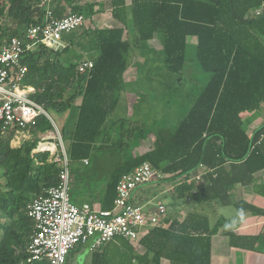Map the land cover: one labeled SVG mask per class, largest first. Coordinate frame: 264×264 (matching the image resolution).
<instances>
[{
    "label": "trees",
    "instance_id": "obj_1",
    "mask_svg": "<svg viewBox=\"0 0 264 264\" xmlns=\"http://www.w3.org/2000/svg\"><path fill=\"white\" fill-rule=\"evenodd\" d=\"M46 5L42 0H0V13L12 21L0 22V45L16 37L26 47L28 29L43 24L48 9L57 17L85 16L77 28L79 39L63 36L58 45L38 43L20 59L27 67L22 81L34 88L31 98L68 143L71 200L113 208L119 180L143 162L167 174L154 181L173 187L167 226L149 228L137 244L143 252L117 236L96 250L76 246L67 264H211V238L219 224L203 206L214 202L252 209L234 200L233 190L253 184L255 174L264 170V123L249 134L243 119L264 103V13L257 14L264 0H48ZM105 11L121 26H89ZM190 37L196 38L195 59L208 78L175 128L151 131L141 121L120 116L125 73L135 51L157 44L166 77L183 74ZM72 48L79 58H71ZM81 48L96 54H80ZM87 60L93 67L80 71ZM158 72L148 77H159ZM52 112H70V119L63 123ZM53 129L40 114L21 129L25 136L19 143L11 142L16 128L0 137V264H38L29 261L35 227L29 204L59 183L61 166L49 150L38 149L39 135ZM150 135L152 146L136 152ZM98 156L101 160L92 166ZM201 163L212 170L201 183L180 181ZM182 209L187 213L180 219Z\"/></svg>",
    "mask_w": 264,
    "mask_h": 264
},
{
    "label": "built area",
    "instance_id": "obj_2",
    "mask_svg": "<svg viewBox=\"0 0 264 264\" xmlns=\"http://www.w3.org/2000/svg\"><path fill=\"white\" fill-rule=\"evenodd\" d=\"M47 1L42 0V5H46ZM46 6L49 7L48 4ZM263 13L264 6L257 10L258 15ZM4 16L0 13L1 23ZM85 22L83 14L57 17L48 9L44 23L28 29L26 47L16 37L0 45V137L16 128L11 142L19 143L25 136H22L21 129L31 126L40 114H44L52 121L54 129L42 136L38 149L49 150L52 159L61 166L58 185L46 189L45 194L37 196L29 204V215L35 222L28 247L29 261L38 264H67L68 254L76 246L84 245L96 250L117 236L137 245L150 227L159 224L167 226L165 218L168 210L164 201L151 202L147 206L132 201L133 193L139 187L167 177L148 162L121 177L113 208L101 209L88 202H73L70 196L69 157L62 134L48 112L31 98L34 88L22 81L27 67L21 64L20 59L26 49L38 43L56 45L66 32L81 27ZM92 67L93 61L87 60L79 69L84 72ZM210 171L201 163L195 170L183 175L180 181L199 184ZM168 188H173L172 184Z\"/></svg>",
    "mask_w": 264,
    "mask_h": 264
},
{
    "label": "crops",
    "instance_id": "obj_3",
    "mask_svg": "<svg viewBox=\"0 0 264 264\" xmlns=\"http://www.w3.org/2000/svg\"><path fill=\"white\" fill-rule=\"evenodd\" d=\"M128 3H130V0H128ZM98 14H105L107 18L110 16L112 19L109 25L101 27L121 26L119 21L112 18L110 12H108V14L103 12ZM103 17L104 16H101V19H104ZM161 49V46H154L152 42L148 44L147 48L139 49L140 55L135 61H132L125 73V97L129 101L130 94L127 88H129V84L140 79L139 73L142 71L141 69H147L148 72H155L164 67L162 64L153 61V58L156 57V53ZM145 58H148L149 61L145 62ZM163 69H165V67ZM243 119L247 123L248 133L251 134L254 129L264 123V103L261 104L258 110L243 114ZM43 135L44 134L39 135L41 139ZM166 184L168 185L166 186ZM166 184L163 186L167 191H170L168 186H170L169 184L171 183ZM136 196L138 195L135 190L132 199L134 203L140 205H147L151 202H155L157 198V196L154 197L152 194L142 195L139 201L135 202ZM233 198L236 201L247 202L251 205L252 209L241 210L234 205H220L214 202L209 203L207 206H203L205 207L204 210L206 213H210L211 210L212 219L217 220L219 224L217 232L211 238L210 263L264 264V170L255 174L253 184L247 186L237 185L233 190ZM186 213V210L182 209V216L179 218L182 219ZM143 251L144 248L141 252ZM162 264H168V261L163 260Z\"/></svg>",
    "mask_w": 264,
    "mask_h": 264
},
{
    "label": "rangeland",
    "instance_id": "obj_4",
    "mask_svg": "<svg viewBox=\"0 0 264 264\" xmlns=\"http://www.w3.org/2000/svg\"><path fill=\"white\" fill-rule=\"evenodd\" d=\"M85 1L88 0H81V2ZM103 13L108 14L107 11ZM101 16H104V19H101ZM105 17V14L95 15L93 22L89 23V26L101 27L109 25V22L112 19L110 16H108V18ZM5 22H8L9 24L12 23L11 19L8 18V16L5 17ZM79 30L80 29H75L74 31H71V33L66 32L63 36L66 40H68L69 37L79 39ZM60 42L58 44H61ZM188 44L187 62L184 73L173 74L166 77V69L161 68V70H159L158 72L160 76L152 78L148 77L149 72L147 71V69L140 71V79L129 84V88H127L130 94V101L126 97L124 98V96H126L125 93L124 95H122L123 99L121 100L118 108V113L120 116H125L127 119L131 120L141 121L145 125V128L151 131H154V129L159 126H168L175 128L177 122L187 112L195 96L199 94L202 86L207 82L208 78V74L202 71L195 59L196 39L194 37H191ZM156 45L154 44V46ZM81 50L82 51L79 52L83 55L85 54V52L88 55H92L94 53L96 54V52L88 53L87 50H84L82 48ZM139 55V50H136L135 54L132 57V61H135ZM71 56L72 59H76L79 58L80 55L72 48ZM154 59L155 63L161 64V51L156 53V57ZM52 115L56 118V120H61L63 123H67V121H69L70 119V112H65L60 115L58 113L52 112ZM153 141L154 138L150 135L145 143H143L141 147L136 149V152H143L149 149L152 146ZM64 144L67 147V141H65ZM100 160V156L96 157L91 165H96V162H99ZM98 165L99 164H97V166ZM108 166L112 167V164L110 165L109 161ZM102 178L103 177L99 178V180H101ZM167 185L168 184H166V186ZM162 188L163 190H161ZM157 191H159L160 193L157 194L158 196L155 201L163 200L167 207L171 210L169 206V201L171 198L170 195H168L171 192L167 191L164 186L158 184L157 181L139 187L136 190V194L138 196H136L134 201L138 202L140 196L150 195ZM73 202L79 203L80 200ZM179 214L180 216H182L181 211ZM136 249L140 252L143 247L137 245Z\"/></svg>",
    "mask_w": 264,
    "mask_h": 264
}]
</instances>
